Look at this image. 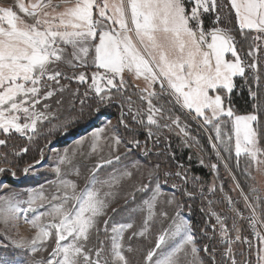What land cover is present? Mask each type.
<instances>
[{"label": "snow or ice", "instance_id": "snow-or-ice-1", "mask_svg": "<svg viewBox=\"0 0 264 264\" xmlns=\"http://www.w3.org/2000/svg\"><path fill=\"white\" fill-rule=\"evenodd\" d=\"M187 3L192 5L190 10L185 0H103L102 3L98 0H75L74 5L59 11L60 5H53L51 0H47V3L38 0L30 4L17 0L19 12L30 17L34 21L32 23L18 15L13 7H0V132L5 137L12 132L21 136L28 132L35 133L37 123L48 118L45 112L37 111V105L54 94L52 90L44 91L50 87L48 82L58 85L61 77L68 78L57 70L56 65L63 62L75 68L88 57L90 46H94L93 64L97 69L104 70L93 72L91 78L90 88L98 98V105L106 106L112 102L113 89L117 92L126 89L125 73H128L134 80H143L145 87L141 89L140 99L148 105L147 124L159 127L156 114L159 113L163 118L164 109L153 103V98L158 95L154 88L159 84L161 92H167L189 114L194 112L195 117L202 119L204 125L216 122L214 127L217 143H225L222 139L221 118L226 116L231 120L236 156L244 153L259 170V166L264 165V159L261 158L264 157V149L258 147V132L252 126L258 121L257 115L234 116L232 108H225L224 105L223 93L230 94L233 91L234 77L245 76L246 66L237 52L235 39L227 30L219 27H213L209 32L203 29V14L216 12L217 0H187ZM228 3L235 13L241 32L245 29L254 31L257 34L254 40H264V0H228ZM94 9L98 12V18L94 17ZM216 22H219L218 16ZM208 36L211 37L210 42ZM69 48L70 58L67 51ZM255 50L250 49L249 56ZM227 53H231L234 59H226ZM247 67L256 70L257 62L253 60ZM72 78L81 84L87 82L83 72ZM255 78L259 79L258 76ZM127 100L129 112L133 121H136L139 112H132L130 96ZM44 107L47 108L48 105L45 104ZM95 111L99 113L100 108L97 107ZM22 118L23 123L20 122ZM167 118L180 127L179 117ZM120 123L125 124L123 113ZM125 127H128L127 124ZM164 127L169 125L165 124ZM105 128L106 126L93 131V138L98 140ZM181 131L184 129L181 128ZM153 135L149 129L148 137L152 138ZM112 139L116 145L121 143L117 135H113ZM82 142L78 140L77 144ZM6 143L7 139H0V146ZM131 143L139 147L138 140ZM227 143H231V136ZM216 146L213 144L214 148ZM22 151L26 152L27 149ZM72 151L74 155L75 149ZM143 151L147 154L150 150L145 148ZM217 155L219 156V152ZM116 159L119 160V157ZM111 162L109 160L104 163ZM62 164H71L67 149L59 157L55 168L57 174L60 173L59 165ZM31 167L33 165L25 168V173ZM101 167V164L96 165L97 169ZM155 167L158 169L159 165ZM211 167L215 170L217 165L212 164ZM4 171L6 169L0 168V172ZM152 174L150 171L149 176ZM164 175L168 177L172 173L166 172ZM120 176L130 177L131 173L124 171ZM175 176L187 183L186 174L177 171ZM115 182V176L110 180L98 181L93 174L89 184L76 192L74 182L61 181L65 191L60 196L52 197L53 201L59 203L49 202L48 210L39 212L33 205L36 199H45L42 194L30 197L26 208H21L19 202H14L12 197H0L4 205L0 208V221L7 226L18 213L35 212L31 220H27L25 216L26 222L37 229L30 245L33 253L40 250L37 242L42 244L47 241L54 230L55 247L49 258L40 264H128L123 254L122 239L125 230L133 227L131 223L112 226L111 246L107 251L103 241L99 248L88 247L97 217L105 214L108 206L106 198L110 195L109 192L101 193L96 184L111 187ZM142 187L148 189L149 186ZM172 187L176 189L177 185L173 184ZM68 189L72 191L68 192ZM160 192L161 187L157 184L152 197L144 201L150 213ZM184 194L191 196L186 189ZM173 201L174 197L168 203ZM44 217H51L47 225L41 222ZM216 218L223 232L225 225L219 216ZM104 223L107 231L108 221ZM255 225L256 218L253 215L252 226ZM182 230L186 231L183 222L177 223L171 235L175 236ZM165 238V235H161L157 239V248L164 243ZM193 239L191 234L186 235L178 246L155 264H179L177 253L185 245L192 244ZM13 243L16 247H25L22 241ZM196 251L193 247L192 252ZM227 251L230 254L231 248ZM152 256L153 252L150 251L146 259L151 261ZM232 264H235L234 257Z\"/></svg>", "mask_w": 264, "mask_h": 264}, {"label": "rangeland", "instance_id": "rangeland-1", "mask_svg": "<svg viewBox=\"0 0 264 264\" xmlns=\"http://www.w3.org/2000/svg\"><path fill=\"white\" fill-rule=\"evenodd\" d=\"M36 2L38 0H24L25 4ZM43 2L47 3V0H43ZM98 2L102 3L103 0H98ZM51 3L53 5H60L59 11H63L66 6L74 5L75 0H51ZM185 4L190 10L192 5L188 4L187 0H185ZM217 4L218 8L216 12L203 14L204 31L209 32L213 27H219L227 30L231 34L232 30L230 25L234 20L233 23L237 25L241 32L236 22L235 13L231 10L228 0H217ZM0 7H13L22 18L29 23L34 22L30 17L25 16L24 13L19 12L17 0H0ZM217 16L219 17L218 23L216 22ZM94 17L98 18V12L95 9ZM245 32H248L247 35L251 36L249 37V46L247 51L244 52V50L237 46L235 41L237 52L244 61L246 68H248L247 65L251 64L253 60L257 62V69L252 70L255 76L262 78L264 77V40H254L257 34L251 30L245 29L241 34L245 35ZM207 39L210 42L211 37L208 36ZM96 42L98 43V38ZM90 47L91 50L88 57L84 58V61L79 66L72 68L63 62L56 65L57 70L63 72L64 76L68 78L61 77L58 85L51 81L48 82L50 87L45 88L44 91L52 90L54 94L46 100H42L37 105V111L45 112L48 118L37 123L35 133L28 132L21 136L19 133L12 132L8 137H5L0 132V139H7L6 145L0 146V168L6 169V171L0 172V197H12L14 202H19L21 208H26L28 207L27 201L30 197H39L42 194L45 199L43 201L36 199L33 207L36 208L37 212L46 211L50 207L49 202L59 203V201H53L52 197L60 196L65 191L61 186V181L74 182L76 184V192H80L89 184V180L93 174H95L98 181L110 180L115 176L117 177V182L111 187L107 185L102 186L99 183L96 184V187L101 190V193L109 192L110 195L106 198L108 206L105 209V214L97 217L96 227L92 230L88 243L89 248H99L101 246L100 242L103 241L105 250L107 251L111 246L110 236L112 235V226L115 224L131 223L133 227L125 230L122 239L123 254L126 256L128 264H155L157 260H162L167 256L188 234L194 237L193 243L185 245L184 249L177 253L179 264H209L208 250L204 243V240L206 241L205 233L202 226L198 229V226L191 221L190 211L184 208L185 199H182L180 196V191L184 188V181L182 180V183L175 184L177 185L176 189H173L172 185L167 188L164 187L159 179L155 166L147 165L134 157L127 156L131 149L138 148L131 142L137 141L136 138H139V135L137 134L133 139L129 138L127 140L124 132L117 125V123H120L121 118L117 119L116 117L112 119L109 114L105 115L100 111L97 113L95 109L91 111L88 109L89 104L83 97L82 90L86 87L95 96L94 91L90 88L92 73L95 71H104L103 69H97L93 64L95 55L94 46ZM253 48L256 50L252 56H249L248 53ZM67 51L70 58L71 48ZM225 58L234 59L231 53H227ZM81 72L87 77V82L83 84L72 78L73 76H78ZM125 81H129L132 86L140 90L145 87L142 79L134 80L128 73H125ZM156 86L160 88L159 84H156ZM114 91L115 89L111 92L112 97H114ZM223 95L226 98L229 93L225 92ZM170 97L175 102L174 98L172 96ZM139 101L147 104L146 101H142L141 99ZM45 104L48 105L47 108L44 107ZM179 108L188 115L191 122L197 124L206 134L214 151V162H219L223 166L227 176L231 180L227 185L229 193L231 194L228 195L235 198L241 190L249 199H253V197L258 198V202L260 203V205L258 204L259 209L257 208L258 214L264 226V165H260L258 170L257 166L244 153L239 157L236 156L235 135L232 122L226 116L222 117L220 121L222 122V139L225 141L224 144H220L216 141L214 127L216 122L204 125L203 120L197 119L194 112L189 114L187 109H183L180 106ZM225 108L228 107L225 106ZM123 110L125 111L123 116H127L130 121L132 118L127 114L129 105L125 104ZM234 116L247 115L234 114ZM165 121L169 125V127L165 128L172 132L170 138L186 137V133L181 131L182 127H177L172 124L176 126L174 129L170 125L171 121L167 116L163 118V123ZM20 122H24L23 118ZM121 125L125 129V124ZM105 126V131L100 133V138L98 140L94 139L92 136L93 131ZM113 135L119 136L121 140L119 145L115 144V141L112 139ZM29 136L32 138L29 139ZM229 136H231L230 144L227 143ZM257 139L258 147L262 149L259 138ZM78 140H82L83 142L77 144ZM143 143L145 142L139 141V146H143L141 145ZM94 144L95 150H93ZM213 144L217 145L216 148L213 147ZM182 145V148L191 149L192 153L190 152V154L195 159L196 165L205 168L209 172V175L211 174L208 182V184H211L210 188L221 187L220 172L218 167L215 170L211 167L214 164L213 160L210 159L211 156L196 147L194 142H192L191 148L184 138L182 139ZM25 148L27 151H22ZM226 148L228 150H225ZM42 149L43 154H41ZM66 149L71 157V164L59 165L61 171L57 174L55 168L58 165L59 157L65 154ZM73 149H75L74 155ZM139 151L142 153L143 147ZM217 152H219V156ZM35 155L38 159L24 165V163L29 162ZM24 156L26 158L23 159ZM116 157H119V160ZM20 158L21 161H18ZM261 158L264 159V157ZM109 160L112 161L110 164L104 163ZM37 161H40V163H36ZM97 164H101L102 167L97 169ZM29 165H33V167L25 173L24 170ZM230 165L236 169L235 171L243 179L242 183L247 189V192L245 191L246 193L241 188V184L238 183L236 175L232 174L230 168L233 167ZM18 171L22 175L21 178L16 177ZM124 171L130 172L131 176L121 178L120 174ZM150 171L153 173L151 176H149ZM175 171L184 173V169L179 170L175 168ZM9 178L13 182L12 184L7 183ZM193 179H191V186L197 180L195 178ZM199 180H202V178ZM157 184L160 185L161 192L155 203V207L150 213L144 201L152 197ZM144 185H148V189L143 188L142 186ZM67 191L71 192L72 190L68 189ZM137 192L144 194V197L139 203H132L133 195ZM197 192L200 195L204 194L201 192L200 181ZM173 197L174 201L171 204L168 203L169 200H173ZM41 204L44 206L40 207ZM3 206V202L0 201V208ZM163 213H166V215ZM35 214V212L31 211L27 214L18 213L17 217L11 219L7 226L0 221V264H40V262L46 261L49 258V254L55 247L54 230L52 236L47 241L42 244L37 242L39 251L33 253L30 250L31 240L35 237L37 229L26 222L25 216H27V220H31ZM50 221L51 217H44L41 222L47 225ZM104 221H108L107 231H105ZM181 222L185 225L186 231L182 230L179 234L172 236L171 233L175 231V225ZM161 235H165L166 238L164 243L157 248L156 241ZM262 238L264 237H261L257 264H264V239ZM13 241H22L25 247H16ZM193 247L197 249L195 253L192 252ZM150 251L153 252L151 261L146 259Z\"/></svg>", "mask_w": 264, "mask_h": 264}, {"label": "trees", "instance_id": "trees-1", "mask_svg": "<svg viewBox=\"0 0 264 264\" xmlns=\"http://www.w3.org/2000/svg\"><path fill=\"white\" fill-rule=\"evenodd\" d=\"M233 21L230 25L232 30L230 35L234 37L237 46L240 49L244 50V52H246L249 46V37H251L250 35H247V33L250 31L245 32V35H242L237 25H235ZM255 77L256 76L254 75L253 70L250 68H245V76L235 77L233 91L224 99V105L226 107H231L235 115H257L258 121L254 122L253 126L258 132L259 142L262 146V149H264V77L259 78L258 80ZM126 82V89L122 92H117L115 90L112 102L106 106L98 105V98L91 94L85 87V89L82 90V93L83 97L89 104L88 109L91 111L99 107L102 114H109L112 119L116 117L118 119L121 118L122 113H125V111L123 110L125 108V104L129 105L127 97H131L132 112H139V115L137 116L136 121H133V119H130L129 121L127 116H123L125 124H127L128 126L127 128L125 127V129H123L120 123H117V125L118 128L124 132L125 138L127 140L129 138L133 139L134 136L138 134L139 138L136 139L145 143L141 144L143 146H139L138 148H135L133 150L131 149L127 156L134 157L142 161L143 163L151 165L153 167L159 165L157 174L159 175L161 183L166 188L173 184L182 183V180L179 177L175 176V168L179 170L184 169V174H186L187 176V183H183L184 188L182 191H180V196L182 197V199H185L184 208L190 211L191 221H193V223L197 225L199 229L200 226H203L205 223L204 216L197 210V205L200 204L198 200L199 192H197L199 181L201 183V192H203L204 194L207 192H211L213 194L214 200L216 202H219L221 194H230L227 185L229 182H231V180L229 176H227V173L225 172L223 166L219 164V162H214V151L209 143L206 134L200 129L197 124L190 121L188 115L182 109H180L179 106H177V104L171 99L169 95L161 92V89L155 85L154 90L158 95L157 97L153 98V103L158 107H163V118L166 116H172L173 118L179 117L180 127H182L184 129V132L186 133V137L183 136V138L187 141V144L192 148V142H194L196 147H198L201 151H204L207 155H210V159L213 160V163L217 164L218 170L220 172L219 177L221 187H214V189H211V184H208L210 179L209 176L211 174L209 175V172H207L205 168L196 165L195 159L190 154L191 149L182 148L183 138H170V134L172 135V132L171 130H167V128L164 127V125L167 123L166 121L163 123V118H161L159 113L156 114L159 127L155 125H148V105L145 102L141 103L139 101L141 90L132 86L129 81ZM86 92L88 93L87 96L85 95ZM252 93H255L256 95H252ZM127 114H129L132 118V114L129 112V110ZM140 121H143V123H141ZM170 125H172V122L170 123ZM173 127L175 129L176 126ZM149 129H151L154 134L152 138L148 137ZM187 135L191 138H188ZM145 136H147V138H145ZM141 147H143V150L147 148L150 151L147 154H145L144 151L141 153L139 151L141 150ZM24 158H26V156H24L23 159ZM36 159H38V157L35 155L29 160V162L24 163V165L32 163ZM18 161H21V158L18 159ZM230 169L232 174L236 175V179L238 183L241 184V188L243 189V191L247 192V189L242 183L243 179L240 178V174L235 171L236 169H234V167ZM166 172L172 173V175L165 177L164 174ZM16 177H22L20 171L16 173ZM193 178L197 180H195L196 183L191 186V181L194 180ZM201 178L202 180H199ZM7 183L12 184L13 182L9 178L7 180ZM185 189L187 190V192L191 193V196L184 194ZM143 197L144 194H141L140 192L135 193L132 198V203H139L143 199ZM238 197L239 192L235 198ZM204 243L205 245H207V241L204 240ZM208 262L209 264H211L209 260ZM216 264H221V261L218 257L216 258Z\"/></svg>", "mask_w": 264, "mask_h": 264}, {"label": "built area", "instance_id": "built-area-1", "mask_svg": "<svg viewBox=\"0 0 264 264\" xmlns=\"http://www.w3.org/2000/svg\"><path fill=\"white\" fill-rule=\"evenodd\" d=\"M164 94L169 95L167 92ZM245 197L247 196L241 191L238 198L221 194L219 202H216L211 192L199 195L200 204L197 210L204 216L205 223L202 229L211 264H216L217 257L221 264H232L233 257L235 264L258 263V250L261 237H264V226L257 210L258 198L245 199ZM253 215L256 218L255 227L252 226ZM217 216L225 225L223 232ZM237 236L240 238L237 239ZM229 248H231L230 254L227 251Z\"/></svg>", "mask_w": 264, "mask_h": 264}, {"label": "crops", "instance_id": "crops-1", "mask_svg": "<svg viewBox=\"0 0 264 264\" xmlns=\"http://www.w3.org/2000/svg\"><path fill=\"white\" fill-rule=\"evenodd\" d=\"M261 202H262V200H261ZM259 205H260V203H259ZM261 205H262V203H261ZM258 209H259V208H258ZM258 209H257V210H258Z\"/></svg>", "mask_w": 264, "mask_h": 264}, {"label": "bare ground", "instance_id": "bare-ground-1", "mask_svg": "<svg viewBox=\"0 0 264 264\" xmlns=\"http://www.w3.org/2000/svg\"><path fill=\"white\" fill-rule=\"evenodd\" d=\"M207 246V245H206ZM208 249V248H207ZM208 259H209V254H208Z\"/></svg>", "mask_w": 264, "mask_h": 264}]
</instances>
